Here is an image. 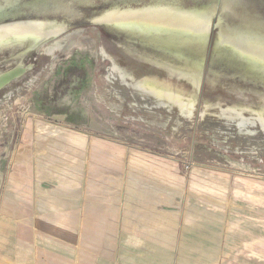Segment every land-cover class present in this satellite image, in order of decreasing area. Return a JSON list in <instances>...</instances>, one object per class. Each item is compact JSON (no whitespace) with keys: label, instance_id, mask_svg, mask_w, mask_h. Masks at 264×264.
Listing matches in <instances>:
<instances>
[{"label":"water","instance_id":"1","mask_svg":"<svg viewBox=\"0 0 264 264\" xmlns=\"http://www.w3.org/2000/svg\"><path fill=\"white\" fill-rule=\"evenodd\" d=\"M74 49L111 112L264 165V0H0V114Z\"/></svg>","mask_w":264,"mask_h":264},{"label":"rangeland","instance_id":"2","mask_svg":"<svg viewBox=\"0 0 264 264\" xmlns=\"http://www.w3.org/2000/svg\"><path fill=\"white\" fill-rule=\"evenodd\" d=\"M2 109L0 264H27L31 257L37 263L40 255L76 263L74 183L82 197L97 189L95 197L103 192L101 199H118L121 179L136 164L159 167L166 182L168 168L178 175L237 172L264 181V165L246 166L108 110L95 98L92 59L77 49ZM61 248L71 252L61 254Z\"/></svg>","mask_w":264,"mask_h":264},{"label":"crops","instance_id":"3","mask_svg":"<svg viewBox=\"0 0 264 264\" xmlns=\"http://www.w3.org/2000/svg\"><path fill=\"white\" fill-rule=\"evenodd\" d=\"M151 169L127 171L118 199L82 197L74 183L75 249L58 251L76 252L74 264H264V181L168 168L166 182ZM37 260L27 264H71Z\"/></svg>","mask_w":264,"mask_h":264}]
</instances>
